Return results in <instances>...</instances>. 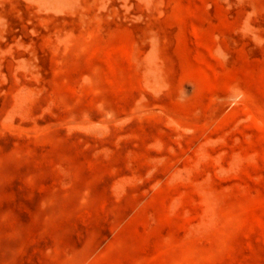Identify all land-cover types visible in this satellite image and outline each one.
Segmentation results:
<instances>
[{
  "label": "rangeland",
  "instance_id": "374dc122",
  "mask_svg": "<svg viewBox=\"0 0 264 264\" xmlns=\"http://www.w3.org/2000/svg\"><path fill=\"white\" fill-rule=\"evenodd\" d=\"M0 264H264V0H0Z\"/></svg>",
  "mask_w": 264,
  "mask_h": 264
}]
</instances>
